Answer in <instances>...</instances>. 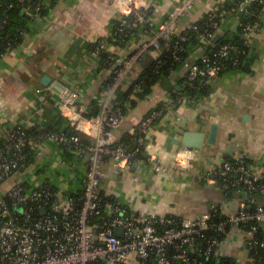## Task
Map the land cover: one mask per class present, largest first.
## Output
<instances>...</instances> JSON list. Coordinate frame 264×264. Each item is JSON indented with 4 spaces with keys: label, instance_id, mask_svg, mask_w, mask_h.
<instances>
[{
    "label": "built area",
    "instance_id": "2783aa9c",
    "mask_svg": "<svg viewBox=\"0 0 264 264\" xmlns=\"http://www.w3.org/2000/svg\"><path fill=\"white\" fill-rule=\"evenodd\" d=\"M172 1L166 19L158 22L151 29V35L141 39L135 51L125 59L104 42L92 41L97 42L93 53L98 59L101 53L107 54L102 64L111 65L109 74L112 75L96 95L99 107L96 115H87L88 109L80 103L77 92L60 91L62 100L57 104L58 114L71 128L88 136L90 142L83 143L77 136L67 137L62 130L54 131L46 126H13L0 134V264H202L196 254L206 259H218V246L227 229L246 225L248 227L243 228L246 242L256 248L254 233L264 222V203L252 193L264 195V173L252 170L243 157L213 165L200 175V179L208 184L247 190V200L234 212L225 213L221 204L213 203L206 212L193 218L160 215L101 194L109 164L116 172H130L135 183L145 179L147 169L153 173L166 169L157 154L145 149L146 136L168 108L176 105L170 101L168 107L152 110L144 116L127 133L132 140L128 143L117 139L113 131L126 118L131 102L138 99L137 93L141 89L135 81L126 98L118 104L112 105L110 97L146 49L160 50L163 41L173 43L171 58L177 63L182 61L179 43L187 40V28L197 31L198 27L194 22L185 29L177 22L198 0ZM254 1L238 0L243 14L248 13L247 9ZM149 3L150 0H111L115 18L107 37L118 44L145 30L143 24L149 23ZM23 10L31 17L37 13H30L28 7ZM218 11L210 10L198 20L213 30L199 33L197 40L209 42L216 33L223 34L226 16L214 19ZM257 29L256 24L243 27L241 36L245 38L246 46L250 45ZM217 45L215 53H203L191 63L185 84L174 91L179 96L178 104L187 100L179 92L186 84L196 79L207 84L221 76L220 60L228 58L236 47L216 42ZM161 64L156 59L155 74ZM53 86H49L52 92ZM47 141L59 147L65 145L63 150L75 156L64 162L70 196H63L47 178L22 180L16 177L17 172L27 166L30 152ZM174 161L176 167L190 169L194 166L187 148L178 149ZM12 179L14 181L2 190V186ZM16 204L20 207L14 208ZM254 261V257L248 256L245 263Z\"/></svg>",
    "mask_w": 264,
    "mask_h": 264
},
{
    "label": "crops",
    "instance_id": "0c3cea01",
    "mask_svg": "<svg viewBox=\"0 0 264 264\" xmlns=\"http://www.w3.org/2000/svg\"><path fill=\"white\" fill-rule=\"evenodd\" d=\"M228 0H198L192 10L178 19V26L187 28L210 10H220ZM149 25L123 45H112L115 54L125 59L133 53L140 40L151 35L152 28L166 19L173 6L172 0H150ZM240 8L225 18L223 35L232 40L238 36ZM115 18L111 0H60L48 13L28 23V31L21 45L0 59V134L13 126H49L58 116L57 104L62 97L49 86L57 83L60 90L79 94L80 103L95 100L108 77L109 70L100 65L91 50L95 39L107 38ZM259 18L261 25L253 38L258 39L254 52L246 56L247 67L231 70L207 83L205 94L196 100H185L168 108L162 118L147 131L145 149L157 154L164 172L147 169L145 179L135 183L130 172H116L107 166L108 178L101 184V194L110 200L128 202L135 208L160 215L193 218L206 212L213 203L221 204L225 213L234 212L248 196L241 188L224 189L219 184H208L200 179L203 171L213 165L245 158L252 170L264 173V7ZM238 22L236 32L231 28ZM221 37H223L221 35ZM219 41V39H218ZM217 41V43H218ZM216 43L199 41L190 46L189 56L169 75L150 86L149 92L131 104L130 112L113 133L117 139L135 128L152 110L169 106L176 88L182 85L191 63L203 53L210 52ZM160 50L146 49L125 73L110 97L118 104L131 83L135 82L158 58ZM48 75V86L41 83ZM218 120V135L214 145L207 144L210 121ZM205 134L200 149H190L193 168L174 166L175 154L183 146V130ZM32 162L19 170L22 180L47 178L67 196L66 169L61 148L47 141L34 151ZM14 179L2 186L4 190ZM263 202L264 200H259ZM264 229V222L261 224ZM246 237L241 226L227 229L218 246L219 256L244 264L248 258Z\"/></svg>",
    "mask_w": 264,
    "mask_h": 264
},
{
    "label": "trees",
    "instance_id": "16d2710c",
    "mask_svg": "<svg viewBox=\"0 0 264 264\" xmlns=\"http://www.w3.org/2000/svg\"><path fill=\"white\" fill-rule=\"evenodd\" d=\"M58 1L60 0H0V59L8 52L15 48H17L19 45L22 44L25 35L28 31V23L33 20V18L37 16H43L48 13L51 7H53ZM28 7L30 9V13H35L34 16L28 15L23 8ZM264 7V0H255L252 5L247 9V14H243V16L240 19V25L238 27V36H233L232 40L225 38L226 33L219 38L218 43H227L232 44L236 47V50H232L230 52V56L228 58L220 60V64L223 67V70L221 72V76L225 75V73L231 71V70H243L246 69L247 63H246V56L249 49V46L245 45V42L240 39L241 34L243 33V27L247 24H256L257 28L261 25V21L259 18V14ZM239 8L238 0H234L232 3L228 2L226 3L217 13L214 14V19L219 20L222 16H227L229 14H232L236 9ZM150 14V11H149ZM195 24H197L198 30H192L190 28H187L186 30V36L187 40L180 42L179 46L181 48L180 55L182 61L191 54L190 52V46L192 44L197 43V37L199 33H202L204 30H213L210 26H207L202 21H196ZM143 28H151L149 23H144ZM130 36V35H129ZM128 36V37H129ZM119 38V36H117ZM128 39V38H126ZM125 39V40H126ZM130 39V38H129ZM128 39V40H129ZM105 44H117V42H113L111 37L107 38H100L98 39ZM119 41L117 45H123L126 43V41ZM97 42L91 43V50L93 51L95 48ZM173 43L166 44V42L161 43L160 47V54L157 58V61H161L162 64L160 65L157 74L154 73V66H156V60L154 63L150 66L147 71H145L137 80L136 84H139L140 92L137 93L138 98L143 97L145 94L149 92L150 86L155 83L156 81L160 80L161 78L169 75L173 70H175L178 65L182 62H175L171 58V51H172ZM218 48V45L215 46L210 52H206L209 55H212L216 52V49ZM106 53H101L99 55V61L101 64V67L104 69L107 68L109 71H111V65H103L102 62L104 61L106 57ZM196 58L195 60H197ZM194 60V61H195ZM193 61V62H194ZM188 72V71H187ZM187 75V74H186ZM112 75L108 74L107 80L104 82L107 83L111 79ZM186 82V76L184 80L182 81V84H185ZM187 86H183L181 90L179 91L182 96H185L190 101L196 100L200 98L202 95L205 94V91L207 89V84H201L198 79L194 80L193 82H190L189 84H186ZM131 91V87L127 92L125 93L123 98H126L128 93ZM172 102L177 105L178 104V95L173 94L172 96ZM134 101L131 102L133 104ZM163 106L159 107L158 109H161ZM88 109V116H94L98 113L99 107L97 105L96 100H93L89 102L86 106ZM47 128H50L51 130H62L64 134L67 137L70 136H77L80 138V140L83 143L90 142V138L76 130L70 127L69 123L58 114L56 116L55 121L52 125L47 126ZM122 140L131 143L132 140L130 139V136L127 134L121 137ZM66 146L62 145L60 146L61 151L63 152L65 159H73L75 156L74 154H71L65 150H63ZM35 151V150H34ZM30 152L28 156V163L32 162L35 157V152ZM233 161V160H231ZM245 162L247 164V161L245 159ZM249 165V164H247ZM24 168V167H23ZM25 169V168H24ZM234 174L232 177L234 178ZM241 189L246 190L245 188L239 187ZM235 189V188H234ZM229 190V189H227ZM247 192V190H246ZM75 195V194H74ZM253 196L257 198L259 201L264 200V195L253 192ZM247 200V197L244 198V201ZM264 203V201L262 202ZM170 216V215H168ZM242 228H247L246 226H241ZM254 241H256L257 245L256 248H253L249 242L245 243V247L248 251V256L254 257V262L250 263H244V264H264V229L261 225L258 226L257 231L254 233ZM251 243V242H250ZM195 257L202 261V264H236V262L229 260L225 257L219 256L218 259L212 260V259H206L204 257H201L199 254H196ZM218 260V261H217Z\"/></svg>",
    "mask_w": 264,
    "mask_h": 264
},
{
    "label": "water",
    "instance_id": "95a60500",
    "mask_svg": "<svg viewBox=\"0 0 264 264\" xmlns=\"http://www.w3.org/2000/svg\"><path fill=\"white\" fill-rule=\"evenodd\" d=\"M238 25L239 23L236 22L234 26L231 28V30L233 32H236ZM220 37H221V34L216 33L214 37L211 39V42L215 44ZM240 39L242 41H245V38L243 36H240ZM257 43H258V39L253 38L252 44H251V50L249 51V55H251L252 53H254V55H257V53L254 52V49L256 48ZM50 82H51V78L48 75L45 74L42 76L41 83L43 85L48 86ZM60 88L61 86L59 84L54 83L53 90L55 92L60 93L61 91ZM178 135L180 136V139H177L174 142L179 146H183L187 149H200L203 146L204 138H205V134L203 132L189 131L185 129L181 132H178ZM217 135H218V120L216 118H213L210 121L209 131H208L207 139H206L207 144L214 145L217 139ZM152 173L153 172H150L149 177H151ZM65 194L67 196H70V194L67 192H65ZM19 207L20 206L18 204L14 205V208H19ZM117 233L119 232L117 231L116 234Z\"/></svg>",
    "mask_w": 264,
    "mask_h": 264
}]
</instances>
